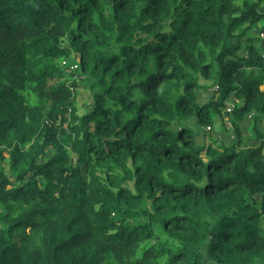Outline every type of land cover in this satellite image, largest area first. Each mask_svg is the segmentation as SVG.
Listing matches in <instances>:
<instances>
[{
    "label": "trees",
    "instance_id": "16d2710c",
    "mask_svg": "<svg viewBox=\"0 0 264 264\" xmlns=\"http://www.w3.org/2000/svg\"><path fill=\"white\" fill-rule=\"evenodd\" d=\"M263 20L264 0H0V264H264V49L243 39ZM229 95L236 138L197 143Z\"/></svg>",
    "mask_w": 264,
    "mask_h": 264
},
{
    "label": "rangeland",
    "instance_id": "374dc122",
    "mask_svg": "<svg viewBox=\"0 0 264 264\" xmlns=\"http://www.w3.org/2000/svg\"><path fill=\"white\" fill-rule=\"evenodd\" d=\"M237 3H241L242 0H236ZM245 43H252L257 46H259L261 43H264V20L256 24L251 28L249 33L243 38ZM241 55H245V51L241 50ZM78 55L76 53H73V59L70 62L61 63L59 66L65 71L68 81L75 82L77 84V92L78 97L76 101V105L79 109V111L82 113L84 109H88L90 105L93 103V88L92 83L93 81L90 80L88 77H86L84 74L81 73L78 66ZM257 75L260 74L259 71L255 72ZM213 79L205 81L204 79L200 78L199 82L201 83V86L199 87V90L197 91V94H205L206 90H209V98H212L213 93L216 92V84H213ZM70 84V83H69ZM206 85V86H204ZM204 87H207L206 89ZM264 89V85L261 87ZM206 99H207V95ZM220 95H216L215 99H218ZM240 99L235 98L233 95H229L227 98L226 103L230 105H237L239 104ZM222 110V109H221ZM217 110L214 118L213 125L208 127H203L201 125H198L192 122H188L193 129L194 137L197 141V143H203V144H212L214 146H229L234 139L236 138V134L233 130V127L231 125L230 117L228 116V119L225 118L223 113ZM240 128L244 134H247L248 131H250L251 128V119L249 115L247 118H245L240 123ZM257 130L263 135L264 137V118L258 120L256 125ZM51 148H47L46 155L41 156L38 159V162L41 163L45 159L49 158L52 155ZM264 152V151H263ZM73 161L75 160V156H72ZM2 167L4 169V172L9 176L11 180H14V173L12 169L9 167V161H8V155H6V160L2 162ZM144 207L147 209H150V202L148 200H145ZM143 220H146V218H143ZM154 227V233L155 237L149 241L151 244H159L161 242H164L167 240L168 236L162 229V227H159L158 224H155ZM262 227H263V233H264V218L262 221Z\"/></svg>",
    "mask_w": 264,
    "mask_h": 264
},
{
    "label": "crops",
    "instance_id": "0c3cea01",
    "mask_svg": "<svg viewBox=\"0 0 264 264\" xmlns=\"http://www.w3.org/2000/svg\"><path fill=\"white\" fill-rule=\"evenodd\" d=\"M205 95H207V99H206V96ZM219 95V94H218ZM209 100V90H206L205 91V94L204 93H202V94H197V102L199 103V104H204V103H206L207 101Z\"/></svg>",
    "mask_w": 264,
    "mask_h": 264
},
{
    "label": "built area",
    "instance_id": "2783aa9c",
    "mask_svg": "<svg viewBox=\"0 0 264 264\" xmlns=\"http://www.w3.org/2000/svg\"><path fill=\"white\" fill-rule=\"evenodd\" d=\"M260 46L264 49V43H261ZM262 56L264 57V54ZM216 88H217L216 91H218V89H219L218 86H216ZM232 108H233L232 105L227 104V106L223 109L222 113L225 116V118L228 119V117L226 116V113L231 112Z\"/></svg>",
    "mask_w": 264,
    "mask_h": 264
}]
</instances>
